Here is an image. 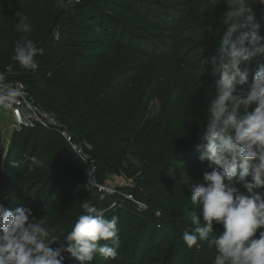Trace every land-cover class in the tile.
Returning a JSON list of instances; mask_svg holds the SVG:
<instances>
[{
  "label": "rangeland",
  "instance_id": "1",
  "mask_svg": "<svg viewBox=\"0 0 264 264\" xmlns=\"http://www.w3.org/2000/svg\"><path fill=\"white\" fill-rule=\"evenodd\" d=\"M121 1L125 6L132 8L131 0ZM137 1L139 0H135V3ZM142 1L149 6L147 7L149 10H153L156 14L161 12L162 19L169 20L168 25H161L160 22L154 24L151 21L152 29L140 30L128 23H121L120 18L116 19V23L121 28L132 34L130 35L132 43L129 45L126 41L128 36L123 35L120 38V35L116 34V37L112 38L92 23H87L80 28L83 33L79 43L83 46L90 41L104 43L109 47L110 52L97 62L71 58L64 63L72 68L68 77L72 76L80 86L112 92L119 107H122V115L111 131L118 144L125 149V153L121 158L112 161L110 170L105 172L104 181L115 184L117 187L137 186L140 193L149 199V205L141 209L128 204V211L122 222L123 233L117 256L114 259L105 260L97 254L89 264H140L150 244L154 248L165 246L166 242H169V235H173V239L184 243L183 231L190 228V222L185 219L180 206H168L154 192L141 187L140 181H142L144 168L152 171L158 165L156 167L151 159L135 157L133 149L141 134H156L165 145L173 142L176 134L163 131L160 120L172 102L182 99L183 92L186 96L190 95L185 89L188 78L199 70L202 69L200 77L204 81V93L214 95V79L218 77L212 75L214 66L211 58L217 55L220 35L225 28L227 5L225 0H218L215 6H211L209 0H140L139 2ZM247 2L261 24L260 34L264 36V3L260 0H247ZM78 3L79 0H72L68 7L63 8L62 11L53 12L44 22V36L35 44L40 50L35 57L38 65L43 64L52 50L61 45L70 23L74 20ZM0 6L10 19L18 20L26 15L25 0H0ZM135 36H142L138 38L141 41ZM258 62L264 63V54L254 57L249 64L241 66L248 69L249 79L254 74ZM0 73H3L5 77L3 83L13 88L15 81L18 80H7L9 76L16 75L13 69L1 62ZM43 78L46 76L25 77L28 81V84L23 82L26 91L17 99L24 96L38 102L53 118L56 125L48 129L53 133L46 134L41 142L31 134L28 151L23 157L26 163L17 181L13 182L0 175V203H3L6 208L27 206L32 209L42 203L44 205L52 203L59 207L62 204L58 199L59 196L77 202L80 187L83 185V177L78 172L79 164L59 138L61 136L59 130L66 129V123L63 120L65 116L44 106L27 90L30 87L29 83H33L39 93L47 92ZM48 96L51 97L49 94L42 98L50 103ZM7 111L0 108L1 151L8 148L11 133L14 131L11 128V116H7ZM37 127L40 126L33 125L30 128ZM85 144L91 147V143L86 140ZM61 164L65 172L64 179L68 180L72 188L71 193L67 195L58 192L59 189L53 187V182L48 181L54 172L51 170ZM193 165L196 169L182 162L170 168L168 174L164 176L160 188L167 200H177L190 194L187 184L195 183V176L210 170L209 166L204 165V162L199 159H195ZM7 187L16 188V191L11 193L15 195L12 199L17 204L14 208L8 201L11 198L7 199ZM100 197L103 195L94 196L93 203L100 201ZM143 214L151 218V225H147L146 222L141 224L139 218ZM33 215L38 219L42 217L34 213ZM166 216L180 225L173 234L157 224L165 220ZM76 218L71 219L63 227L47 226L49 235L57 236L63 242ZM100 243L109 242L100 241ZM57 246H59L58 243L52 245V247ZM182 248L178 244L173 247L176 264L186 258ZM194 255L197 260L210 259L214 262L217 252L214 247L209 248L204 244L200 252ZM64 256L65 264L74 261L70 254L64 253Z\"/></svg>",
  "mask_w": 264,
  "mask_h": 264
},
{
  "label": "clouds",
  "instance_id": "2",
  "mask_svg": "<svg viewBox=\"0 0 264 264\" xmlns=\"http://www.w3.org/2000/svg\"><path fill=\"white\" fill-rule=\"evenodd\" d=\"M71 2L54 0V5L66 8ZM209 2L215 6L218 0ZM225 3V28L211 58L212 75L218 78L199 133L203 144L198 159L207 161L210 170L187 184L194 207L185 210L191 223L182 240L189 248L214 247V264H264V63H257L251 79L241 67L264 54V36L247 0ZM17 30L31 33L27 17L20 19ZM39 52L26 36L14 42L13 59L24 70L38 69ZM201 75L202 69L195 73L196 78ZM4 78L0 73V108L11 109L21 93L4 84ZM80 208L61 242L49 235L45 220L31 208L10 209L0 203V264H65L64 253L77 264H89L97 254L114 259L120 247L118 217L105 218L87 200Z\"/></svg>",
  "mask_w": 264,
  "mask_h": 264
},
{
  "label": "trees",
  "instance_id": "3",
  "mask_svg": "<svg viewBox=\"0 0 264 264\" xmlns=\"http://www.w3.org/2000/svg\"><path fill=\"white\" fill-rule=\"evenodd\" d=\"M139 1L135 3V0H133L132 3L131 0L130 5L132 8H130L125 6L121 0H79L75 8L76 14L74 20L70 23L61 45L52 50L45 62L38 65L36 71L24 70L13 59L14 42L20 37L26 36L36 44L44 36V22L46 19L53 12L62 11L63 8H57L54 5V0H25L26 15L24 17H27L28 22L32 26L31 33L26 34L17 30V25L21 18L18 20L10 19L0 6V63L2 62L12 68L16 74L13 77L9 76L7 80L13 79L28 84L25 77L46 76V78H43V83L49 93H39L33 83H29L28 92L47 108L63 114L65 116L63 120L66 123L65 128L71 134L84 142L86 140L91 143V147H86V150L95 159L96 179L100 183L104 181L105 172L110 170L112 161L121 158L125 153V149L118 144L111 131L113 125L119 121L122 115V107H119L118 101L115 100L112 92L80 86L79 83L73 80L72 76L68 77L69 71L72 68H69L64 63L71 58L97 62L110 52L109 47L104 43L90 41L84 46L79 43V40L82 39L81 33H83L80 28L81 26H86L87 23H92L100 31L112 38L116 37V34L120 35V38L123 35L128 36L126 41L129 45L132 43L130 36L132 34L126 29L121 28L116 23V19L120 18L121 23H128L140 30L152 29L151 21L154 24L160 22L161 25H168L169 20L167 18L162 19L161 12L156 14L153 10L147 8L149 6L144 1L141 3ZM142 8L144 9L141 11L140 9ZM135 37L138 39L142 36ZM138 40L141 41L140 39ZM143 42L144 40L142 39ZM204 86V81L201 80V77L196 78L195 74L190 76L185 88L190 95L186 96L183 92L181 94L182 99L172 102L163 114L160 120L162 130L176 134L171 144L165 145L156 134H141L133 149L135 157L151 159L156 164V167L158 165L152 171L144 168L142 181H140L141 187L154 192L168 206H180L188 222H190V219L186 216L185 210H191L194 207L190 202V194L182 196L177 200H167L160 185L170 168L176 167L182 162L188 163L196 169L193 161L198 159L203 144V141L199 138V133L207 122V103L212 96L204 93ZM49 94L51 95V97L48 96L50 103L45 102L42 98ZM36 103L39 104L38 102ZM49 133L51 132L48 129L42 127H22L20 130L12 131L8 148L5 151L0 150V175L11 179L13 182L17 181L26 163L23 157L28 151V142L31 139V134H33L37 141L41 142L46 134L48 135ZM59 138L69 152H71L80 167L78 172L83 177V185L80 187L79 199L77 202H74L66 197L61 198L59 196L58 199L62 203L59 207L52 203L45 205L42 203L33 207L32 212L42 216L46 225L51 228L63 227L71 219L76 218L82 213L80 204L82 201L87 200L102 211L105 218L110 219L113 215L118 217L117 226L120 241L123 233L122 222L128 211V204L137 208V206L126 200L120 193L130 192L135 198L143 201L146 205H149V199L140 193L137 186L117 187V193L110 195H104L94 189H87L82 161L72 151L66 140L62 136H59ZM204 165H208V162L205 161ZM161 167H163L162 170ZM51 171L54 172L48 181L53 182V187L59 189L58 192H63L65 195L71 193V184L69 185L68 180L64 179L65 172H63V165L61 164V166ZM202 176L203 172L200 176H195V182L201 180ZM6 191L7 199L11 198L8 201L11 207L14 208L17 204L12 199L15 195L11 193L16 191V188L7 187ZM98 194L103 195L104 198L93 203L94 196ZM139 219L141 224L146 222L147 225H151V218L148 215L143 214ZM157 224L158 226H163L171 234L180 226L175 224L169 216H166L165 220ZM216 227L218 231L220 226L217 225ZM168 239L169 242H166L165 246L154 248L150 244L149 250L145 252L140 264L175 263V250H173L175 244L182 246L184 248L182 249L186 253V258L178 264H214L210 259H195L194 254L199 253L204 244L200 248H196L195 246L189 248L185 243L173 239V235H169ZM69 264H77V262L74 260Z\"/></svg>",
  "mask_w": 264,
  "mask_h": 264
},
{
  "label": "built area",
  "instance_id": "4",
  "mask_svg": "<svg viewBox=\"0 0 264 264\" xmlns=\"http://www.w3.org/2000/svg\"><path fill=\"white\" fill-rule=\"evenodd\" d=\"M13 88L18 89L20 93L26 91L24 84L21 81H15ZM7 110L6 114L7 116H11V128H13V130L21 129L22 127H31L33 125L49 129L56 125L53 118L49 116L39 104L24 96H22L21 99H17V102L13 104L12 108ZM59 133L83 163L86 188L94 189L104 195L117 193V185L109 184L106 181L101 183L97 181L95 159L86 150L87 146L85 142L76 138L67 129H61L59 130ZM120 194L126 200L137 206L138 209L146 207V204L143 201L135 198L130 192H123Z\"/></svg>",
  "mask_w": 264,
  "mask_h": 264
}]
</instances>
